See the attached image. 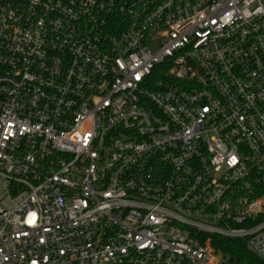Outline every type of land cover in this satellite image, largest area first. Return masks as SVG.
<instances>
[{"label":"built area","instance_id":"built-area-1","mask_svg":"<svg viewBox=\"0 0 264 264\" xmlns=\"http://www.w3.org/2000/svg\"><path fill=\"white\" fill-rule=\"evenodd\" d=\"M264 262V0H0V264Z\"/></svg>","mask_w":264,"mask_h":264},{"label":"trees","instance_id":"trees-1","mask_svg":"<svg viewBox=\"0 0 264 264\" xmlns=\"http://www.w3.org/2000/svg\"><path fill=\"white\" fill-rule=\"evenodd\" d=\"M214 247L225 256H230L232 261L238 264H264L254 254H252L242 241L217 240Z\"/></svg>","mask_w":264,"mask_h":264}]
</instances>
